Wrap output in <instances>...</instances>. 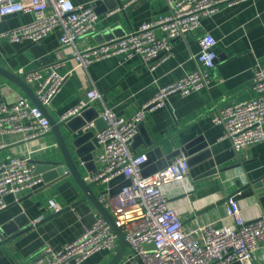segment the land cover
<instances>
[{"label":"crops","instance_id":"crops-1","mask_svg":"<svg viewBox=\"0 0 264 264\" xmlns=\"http://www.w3.org/2000/svg\"><path fill=\"white\" fill-rule=\"evenodd\" d=\"M71 1L79 5L96 2L99 14L96 32L78 40L81 47L108 40L103 34L105 30H110L114 37H120L170 11L167 0H138L125 10H116L113 0ZM35 17V12L31 11L7 15L0 20V30L17 28ZM63 32V27L58 25L37 42L0 39V68L17 75L27 86L0 69V101L14 102L19 96H27L34 103V87L17 70L60 62L58 70L66 81L53 104L45 110L60 124L72 157L89 184L92 183L91 173L99 167L97 157L102 148L96 142L95 132L103 123L97 120L95 127L79 130L82 118H96L93 107L84 110L85 116H73L66 121L62 116L87 98L92 84L101 95L97 103L99 109L106 106L120 116H132L155 96L160 87L198 67L196 55L200 49L199 38L204 33L209 32L216 38L215 50L219 57L211 71L213 82L210 86L189 94L171 95L164 106L147 115L134 136L132 148L138 153H149L145 169L149 173L165 165V156L190 146L192 153L189 154L191 165L187 182L166 186L171 205L187 227L210 222L231 224L232 220L225 218L226 197L238 190L239 181L247 184L264 176V142L235 150L230 140L219 139L223 127L213 123L211 116L218 107L247 102L256 94L253 88L255 66L264 64V0L223 4L219 11L203 17L201 26L194 33L175 39L172 56L155 69H150L141 55L132 58L111 56L93 62L87 70L77 68L61 48ZM79 133L88 134L82 147L83 152L92 154L87 163L73 143ZM0 145V161L12 155H31L35 171L36 160L57 158L65 161L53 128L47 134L29 140H24L19 133L0 134ZM157 146L159 150L156 152L153 148ZM37 175L42 181L33 190L24 192L20 201H15L12 194L5 197L8 205L0 210V231L9 223L11 229L7 233L5 230L0 232V264H21L46 245L61 249L79 237L95 219L94 210L98 208L68 170L50 182L45 181L42 173ZM92 189L100 200L105 184H92ZM51 198L61 206L59 212L50 213ZM237 201L245 218L264 216V200L256 189H253V194L242 196ZM118 249L97 252L82 264H106ZM130 254L127 247L123 259ZM256 260L264 262V240L260 242ZM232 264L241 263L236 261Z\"/></svg>","mask_w":264,"mask_h":264},{"label":"built area","instance_id":"built-area-1","mask_svg":"<svg viewBox=\"0 0 264 264\" xmlns=\"http://www.w3.org/2000/svg\"><path fill=\"white\" fill-rule=\"evenodd\" d=\"M117 1L115 9L125 10L138 0ZM238 1L241 0H167L168 13L120 37L81 47L78 40L96 32L99 16L96 2L79 5L71 0H0V20L17 12L36 14L27 24L0 30V39L37 42L61 25L64 29L61 48L77 68L87 70L93 62L111 56L141 55L148 67L155 69L172 56L175 39L194 33L201 26L202 18L219 11L223 4L232 5ZM67 4L71 7L66 8ZM216 43L211 33H204L199 38L198 67L160 87L132 116H120L106 106L99 109L97 103L101 95L94 84L89 87L87 98L62 116L66 121L93 107L96 118L87 121L79 130L95 127L99 118L104 122L95 132L102 150L97 157L99 167L91 173L90 181L105 184L100 202L124 232L131 250V254L122 259L123 264H232L236 261L264 264L256 260V252L264 240V216L245 218L237 199L229 195L225 218H230L231 224L210 222L187 227L171 205L166 186L187 182L189 154L181 152L166 166L147 173L149 153H138L132 148L140 122L145 121L150 112L164 106L171 95L189 94L210 86L213 82L211 71L219 57ZM60 66L58 62L17 70L34 87L37 99L45 107L53 104L65 84L66 77L58 70ZM253 88L256 94L251 100L218 107L211 116L213 123L223 127L219 139L230 140L235 150L264 142V64L255 66ZM51 128L49 117L27 96H19L14 102L0 101V134L19 133L24 140H29L47 134ZM41 181L42 178L35 174L31 155H12L0 161V210L8 205L7 195L12 194L15 201H20L24 192L33 190ZM49 208L50 213L62 209L53 198L49 200ZM94 216L92 225L63 248L46 245L21 264H82L97 252L116 251L118 234L98 209L94 210Z\"/></svg>","mask_w":264,"mask_h":264},{"label":"water","instance_id":"water-1","mask_svg":"<svg viewBox=\"0 0 264 264\" xmlns=\"http://www.w3.org/2000/svg\"><path fill=\"white\" fill-rule=\"evenodd\" d=\"M105 1H108V0H105ZM113 1H114L113 7L117 6L118 5V1L117 0H113ZM116 31L118 32L119 30L117 29ZM103 34L105 35V37L108 40L112 39V38H115L110 33V30H105L103 32ZM0 69H2V68H0ZM2 71L5 74H8V76L10 78H13L16 82H19L24 87H27L26 84L23 83L21 81V79L17 75L12 74L11 72H7L4 69H2ZM33 98H34V103L37 104L39 107H41L42 110L45 112V114L48 117H50L48 115V113L46 112V110H45V106L39 102L37 97L34 95ZM96 115H97V112H96ZM80 116H85V113L83 112V114L80 115ZM49 119H50L51 126L53 128V131L57 135V138H58L61 150L63 152V156H64L65 161H61L60 159H57V158H49L47 160H36V162H37V170L36 171H38V172L35 171V174L37 175V173H42V175H43L42 177L45 179V181H49L50 182L53 179L62 176L64 174L65 170H68L69 173H71L76 178V180L79 183V185L81 186V188L85 191L87 197L90 198L93 201L95 206L106 217V219L110 222V224L112 225V227L115 230V232L118 234V236H119V249H118L117 253L115 254V256L111 260H109L106 264H119L120 261L123 259L124 255H125V252H126V249H127V241L125 239L124 232L122 231V229L120 227H118L116 225L112 214L100 202V200L98 198V195L93 191V189H92V184L93 183L89 184L84 179V177L82 176V174L80 172V169L78 168L77 163L75 162L74 158L72 157V153H71V151L69 149V145L67 143L66 137L62 134V132L60 130V124L56 120L51 118V117ZM88 120H89L88 117L82 118L81 126H83ZM97 120H99V122H100V120L102 121V119H100V118L97 119ZM102 123L104 125L103 121H102ZM143 124H144V121L140 122L138 128H140ZM102 126H99L98 128H101ZM78 129H76L75 131H79ZM87 135L88 134H84L83 135V134L79 133V135H77L76 139L73 140L74 145L78 147V153H79L80 157L82 158V160L85 163H87L89 158H91V156H92V154H88V152H83L82 151L83 150L82 147L86 143L85 137H87ZM149 145H152V144L150 143ZM167 145L165 147H167ZM153 149H154V151L157 152L159 150V146L154 147ZM167 151H169V149ZM181 152H185L186 154L192 153L191 150H190V146H186L183 150L181 149L179 151L170 153L168 156L164 157V159L166 160L164 166H166L168 164V160L170 161L171 158H173V156H175V155H177V154H179ZM159 155L161 156V154H159ZM33 162H34V160H33ZM34 164H35V162H34ZM190 165H191V162H190ZM160 168H162V167H160ZM44 173H46V174H44ZM263 179H264V176L259 178V179L254 180V181H252L250 183H247V184H241L240 181H239V185L240 186H239L238 190L233 192L231 195H234V198L238 199V198H240L242 196L253 194V189H256V191H257L259 197L261 198V200H264V180ZM10 229H11L10 223L9 224H5L2 227V230L0 232L5 230L6 233H7V232L10 231Z\"/></svg>","mask_w":264,"mask_h":264},{"label":"clouds","instance_id":"clouds-1","mask_svg":"<svg viewBox=\"0 0 264 264\" xmlns=\"http://www.w3.org/2000/svg\"><path fill=\"white\" fill-rule=\"evenodd\" d=\"M65 7H66V8H70V7H71V5H70V4H67Z\"/></svg>","mask_w":264,"mask_h":264}]
</instances>
